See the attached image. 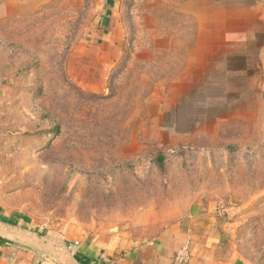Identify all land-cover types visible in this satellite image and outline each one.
<instances>
[{"label":"rangeland","instance_id":"1","mask_svg":"<svg viewBox=\"0 0 264 264\" xmlns=\"http://www.w3.org/2000/svg\"><path fill=\"white\" fill-rule=\"evenodd\" d=\"M199 205L264 264V0H0L5 233L88 261Z\"/></svg>","mask_w":264,"mask_h":264},{"label":"crops","instance_id":"2","mask_svg":"<svg viewBox=\"0 0 264 264\" xmlns=\"http://www.w3.org/2000/svg\"><path fill=\"white\" fill-rule=\"evenodd\" d=\"M0 229L7 231L1 224ZM13 230L25 239L10 242L1 238L0 264H175L174 256L184 246L190 251L189 264H251L239 252L235 236L238 228L226 220L224 210L214 212L201 205L194 207L171 231L138 245L130 247V242L114 245L110 240L101 239V242L95 238L81 245L78 251L88 261H73L63 253V248L55 253L46 243L42 245L37 233Z\"/></svg>","mask_w":264,"mask_h":264},{"label":"built area","instance_id":"3","mask_svg":"<svg viewBox=\"0 0 264 264\" xmlns=\"http://www.w3.org/2000/svg\"><path fill=\"white\" fill-rule=\"evenodd\" d=\"M189 260H190V251L187 246H184L181 249H179L174 256L175 264H189Z\"/></svg>","mask_w":264,"mask_h":264},{"label":"water","instance_id":"4","mask_svg":"<svg viewBox=\"0 0 264 264\" xmlns=\"http://www.w3.org/2000/svg\"><path fill=\"white\" fill-rule=\"evenodd\" d=\"M16 231H13V233H5L2 232L0 229V239L4 238L5 240H9L10 242H18L21 239H25L24 237H20L19 235H15ZM21 238V239H20ZM25 241V240H24ZM50 255V254H49ZM54 255V254H53Z\"/></svg>","mask_w":264,"mask_h":264}]
</instances>
